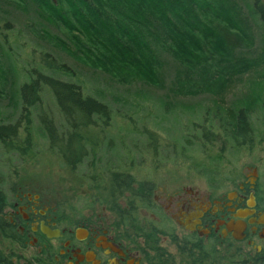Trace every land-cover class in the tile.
Segmentation results:
<instances>
[{"label":"trees","instance_id":"16d2710c","mask_svg":"<svg viewBox=\"0 0 264 264\" xmlns=\"http://www.w3.org/2000/svg\"><path fill=\"white\" fill-rule=\"evenodd\" d=\"M242 1L250 2L252 14L263 25L264 33V2ZM37 2L66 30H76L87 41L91 47L82 43L80 45L83 51L77 49L85 56L86 63L111 74L120 83L137 81L160 87L162 81L159 71L163 65L161 58L166 55L178 65L177 76L172 85L174 93L185 97L202 94L220 96L226 84L230 83L232 73L247 67V63L245 66V62H241L238 52L253 42L251 19L238 0ZM52 16L50 17L53 18ZM54 43L71 54L72 51L59 39L55 38ZM78 51L76 52L80 54ZM42 59L52 71L33 69L29 79L17 90V117L0 119L3 167L8 162L6 166L12 168V159H22L26 154L24 144H30L21 140V133L29 135L35 120L48 148L65 166L75 169L87 161L86 166H91L89 183L90 190L95 193V201L97 199V202L108 205L117 217L129 218L128 223H124L129 231L128 238L139 232L143 250L153 251L158 264H264V260L256 254L251 256L248 253L241 260L228 256V251L225 255L217 256L218 251L225 249L221 244L207 245L192 238L177 239L171 233L178 250L177 261L158 247L156 227L151 224L135 226L132 216L141 208L153 206L154 183L135 180L130 173L131 167L124 160L123 163L120 156H115V167H110L109 161L97 151V144L93 149H87L88 130L104 132L105 128L113 126V109L101 99L84 94L77 82L67 80L64 77L69 73L67 66L58 63L56 67L54 57L45 53L42 54ZM0 68L2 70L1 65ZM56 70L60 72L57 73ZM45 90L50 91L61 122L55 121L46 108L42 98ZM3 92L5 91H0V97H4ZM263 107L264 100H257L241 103L238 107L222 108L215 105L213 108H206L201 121L193 122L190 131L184 132L171 143L160 140L154 132H146L148 142L145 151L150 155L149 162L166 164L187 158L192 161L197 152L206 157L214 154V168L205 171L206 180L210 183H223L218 178L224 176L223 180L230 181V175L236 174L235 165L246 149L262 138L260 133L264 117L258 113ZM107 143L108 146L109 141ZM109 149L107 148L110 152ZM138 149L136 147L135 151ZM223 163L228 167L226 170L230 175L221 171ZM1 179L0 176V228H3L5 221L2 209L6 205L7 186ZM9 186L12 188L13 184L10 183ZM0 264L17 262L14 263L12 256L0 250Z\"/></svg>","mask_w":264,"mask_h":264},{"label":"rangeland","instance_id":"374dc122","mask_svg":"<svg viewBox=\"0 0 264 264\" xmlns=\"http://www.w3.org/2000/svg\"><path fill=\"white\" fill-rule=\"evenodd\" d=\"M238 2L251 19L253 42L238 52L241 62H245V66L247 63L246 69L240 68L235 74L232 73L230 83L226 84L220 96L202 94L185 97L173 92L172 85L177 76L178 65L170 57L164 55L161 58L163 65L159 71L162 81L160 87L137 81L120 83L111 74L86 63L85 56L77 49L83 51L80 45L82 43L91 46L76 30H66L37 0H0V91H5L4 97H0V119L17 117V90L29 79L33 69L52 71L42 59V54L45 53L54 57L56 67L58 63L67 66L69 73L64 76L67 80L80 84L84 94L101 99L115 113L113 126L105 128L104 132L88 130V150L97 144V151L109 161L110 167H115V156H120L122 162L126 161L131 167L130 173L135 180H149L154 183V195L165 203L174 191L182 189L183 186L212 185V182L206 180L205 171L214 168V154L206 157L198 155L197 152L192 161L187 158L174 163L151 164L150 155L145 151L148 142L146 132H154L160 140L171 143L184 132L190 131L193 122L201 121L206 108H213L215 105L222 108L238 107L244 102L264 100L263 25L252 14L250 2ZM55 38L64 43L72 51L71 54L57 46L54 43ZM75 38L79 40L76 41ZM56 72L59 73L60 70ZM42 98L51 116L55 121L61 122L50 91L45 90ZM258 114L264 117V107ZM261 135L262 138L255 141L256 144L251 148H247L235 165V175H230L224 163L221 171L234 178L244 174L243 170L248 167H258L264 183V125L260 137ZM21 138L30 145L24 144L23 149L27 150L22 159H12V168L6 166L8 162L5 167L2 166L4 161L0 153V176L7 190L10 183L16 184L31 197L38 195L41 200L50 201L51 203L42 204L54 210L61 219L70 222L84 221L90 211L97 216L110 218V221L116 217L108 205L97 202V199L95 201V193L90 190L89 183L91 166H86L87 161L75 169L65 166L48 148L35 120L29 135L21 133ZM134 145L139 148L137 151ZM107 148L111 149V153ZM219 179L220 182H228L223 180L224 176ZM118 204L123 206L124 203ZM135 216L138 218L135 224H141V227L152 221L150 215L142 210L137 211ZM172 231L178 236L177 239L183 237L177 228ZM138 242L141 245L142 239ZM157 245L178 261L177 246L172 238L158 237ZM0 250L7 255L11 254L18 264H25V261L29 262L28 259L35 256L34 250L20 249L12 240L3 236H0ZM226 252L227 250L221 249L216 255H225ZM249 252L250 249L245 243H237L232 249H228V256L241 260Z\"/></svg>","mask_w":264,"mask_h":264},{"label":"flooded vegetation","instance_id":"af4514ba","mask_svg":"<svg viewBox=\"0 0 264 264\" xmlns=\"http://www.w3.org/2000/svg\"><path fill=\"white\" fill-rule=\"evenodd\" d=\"M243 173L223 184L183 186L167 203L153 191V206L139 210L152 218L149 224L157 228L156 237L167 239L172 233L178 238L172 231L177 228L183 238L221 244L227 251V246L232 249L237 243H245L251 256L256 254L264 260V183L258 167H248ZM6 194L2 209L5 225L0 236L20 249L34 250L35 256L25 264H158L156 254L139 244V232L128 238L124 223L129 218L125 216L116 215L110 221L90 211L84 221L70 222L42 204L50 201L38 195L31 197L16 184L9 186ZM131 219L136 226L137 216ZM42 227L57 232V236L48 237ZM235 227L241 229L242 240L234 238Z\"/></svg>","mask_w":264,"mask_h":264},{"label":"water","instance_id":"95a60500","mask_svg":"<svg viewBox=\"0 0 264 264\" xmlns=\"http://www.w3.org/2000/svg\"><path fill=\"white\" fill-rule=\"evenodd\" d=\"M235 230V233H234V238L236 240H242L243 236L241 235V229H239L238 227H235L233 228ZM43 231V233L45 235H47L48 237H54V236H57V232H50L47 228L45 227H42L41 229Z\"/></svg>","mask_w":264,"mask_h":264}]
</instances>
